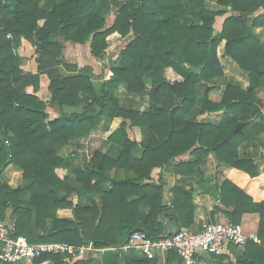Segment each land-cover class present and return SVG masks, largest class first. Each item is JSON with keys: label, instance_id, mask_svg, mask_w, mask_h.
I'll return each instance as SVG.
<instances>
[{"label": "trees", "instance_id": "trees-1", "mask_svg": "<svg viewBox=\"0 0 264 264\" xmlns=\"http://www.w3.org/2000/svg\"><path fill=\"white\" fill-rule=\"evenodd\" d=\"M45 2L49 7H40ZM118 3L0 0V222L10 211L14 234L31 243L92 242L98 248H118L134 231L155 237L165 235L166 224L174 232L188 228L197 205L212 222L219 213L232 224H239L244 213H257L260 244L249 239L244 244L245 259L235 257L218 264H264V169L259 170L253 159L238 156L241 144L264 131V113L235 131L238 118L252 113L255 92L264 91V44L254 31L264 27V0H216L217 7L207 0ZM114 6L116 14L108 24L106 14ZM258 10L263 12L256 14ZM222 16L216 31L215 22ZM113 33L130 38L113 60L117 66L110 67L111 74L97 95L93 75L63 58L64 43L89 42L90 53L103 59L107 37ZM23 40L35 48L36 72L21 67L23 57L18 49ZM223 62L247 73L248 88L227 84L221 98L213 101L208 96L213 87L205 86L199 103L197 85L221 76ZM166 68L174 69L183 79L171 83L165 77ZM41 75L49 81L48 100L37 94ZM120 85L133 94H143L149 86L147 110L122 107L112 93ZM81 94L91 101L83 105ZM51 105L61 108L56 117L48 112ZM64 107L81 110L66 112ZM219 113L222 117L217 124L196 118ZM102 117L123 119L107 138L122 148L121 155L109 159L97 150L87 163L84 180L64 175L68 161L60 151L72 140L88 136ZM128 125L150 128L156 141L134 155L137 145L127 138ZM209 153L232 169L218 192L205 196L194 187L190 191L173 188L171 205L164 203L161 174L154 182L152 170H162L175 158L188 154V161L177 162L174 170L190 175ZM109 167L128 169L131 175L128 180L113 181L106 174ZM15 172L19 177L13 178L17 184H12ZM108 181L112 188L105 191L102 187ZM50 188L67 196L73 192L78 196L99 194L101 206H74L67 197H52ZM129 195L137 198L127 202ZM141 207L148 212L139 224ZM60 208L73 209L77 221L59 219L56 212ZM62 258L44 254L32 259L31 264L48 259L50 264H62ZM93 262L89 255L72 264ZM103 264H117L116 255H107ZM131 264H156V260L143 256ZM166 264H181V260L174 251H168Z\"/></svg>", "mask_w": 264, "mask_h": 264}, {"label": "crops", "instance_id": "crops-1", "mask_svg": "<svg viewBox=\"0 0 264 264\" xmlns=\"http://www.w3.org/2000/svg\"><path fill=\"white\" fill-rule=\"evenodd\" d=\"M208 1V0H207ZM214 5L216 4V0H214ZM217 7V6H216ZM223 9L224 8H220ZM227 11V15L230 14V7L225 8ZM263 12L262 10H258L257 13ZM226 16V15H225ZM218 17L217 22L219 23V29L221 24L224 20V17ZM216 23V22H215ZM258 30V31H257ZM255 33L259 37L260 41L264 44V27L256 28ZM259 32V33H257ZM110 36H119L120 38L124 39L117 33H113L107 37L108 47L105 51L103 59L95 58L90 53L89 42L84 44H77L72 42H65L64 43V50L67 46H70L69 52L73 54V60H66L70 63L76 64L79 70H84L89 72L93 75L92 83L94 86L95 93L100 95V87L104 80H106L111 72V66H117L115 62H110L108 58L109 55V48L111 47L110 44ZM261 36V37H260ZM29 42L26 40L22 41L20 48H27ZM31 46V44H30ZM66 46V47H65ZM19 48V50H20ZM63 50V58L65 59L67 52L65 53ZM22 51V50H21ZM20 54V53H19ZM21 55V54H20ZM69 55V54H68ZM24 56V55H23ZM25 57V56H24ZM35 57H26L28 58L24 60L23 65L21 66L24 70L30 72L37 71V63L35 61ZM117 59V55L113 57ZM83 59V60H82ZM80 60V61H79ZM84 64H81L83 63ZM81 62V63H80ZM111 64V65H110ZM223 66V74L219 77L207 80H201L197 85V99L200 103L203 97V88L213 87L212 90L215 88L220 89V96L210 95L209 98L213 101H217L221 98L222 92L227 84H232L238 86L239 88L246 90L249 86V83L246 79L247 73L241 71L237 66L236 68L233 67L234 71L231 76L226 75L225 73V65ZM196 70V69H195ZM106 71V72H105ZM165 77L171 82H178L181 81L183 78L179 75L174 69L166 68L165 69ZM48 78L46 75L40 76V90L38 91V95L48 100L50 97V93L48 91ZM27 90H31V88H27ZM211 90V91H212ZM150 88L147 86L146 91L143 94H133L128 92L123 85H120L117 89H113V95L118 99L119 104L126 108L132 110H140L146 111L147 107L149 106L150 102ZM219 92V93H220ZM256 94V102L253 107V111L251 114L243 115L238 118L240 124L243 123H250L252 124L256 121L261 114L264 113V91L257 90ZM80 99L83 102V105L91 101V97L87 95H80ZM71 110H81L79 108H69L64 107V111L68 112ZM61 111V108L57 105H51L48 108V112L51 117H56ZM222 117V114H204L197 116L196 118L199 119L201 122L210 123V124H217ZM123 122L122 118L116 117L113 119L102 117L95 129H93L88 136L77 138L71 141V145L63 147L60 151V154L63 157L67 158V170H63L64 175L67 174L69 177H72L76 180H84L87 163L93 158V155L98 150L105 154V156L109 159H117L121 153L122 148L116 144H113L107 141V138L120 126ZM127 123L128 120H127ZM127 138L133 141L137 146L133 148V154L139 155L141 147L147 146L156 141V136L153 131L148 127H138V126H127L126 128ZM238 156L240 158H250L253 159L257 165L259 170L264 169V131L255 136L253 139L244 142L238 147ZM189 157L188 154L181 155L174 159L173 163L166 166L162 170L158 167L154 168L151 172V178L154 182H157L159 175L161 174L163 185V195H164V203L171 205L173 201L172 190L173 188H180L183 191H190L193 187L197 188L202 195L211 196L212 194H216L218 192V188L220 183L230 175L231 168L220 164L216 161L212 153H209L207 158L201 161L195 168L194 173L190 175L185 174H177L174 170V165L177 162H186L188 161ZM107 176L113 181H125L128 180L131 172L128 169L119 168V167H109L106 171ZM13 182H17V180L13 179ZM17 184V183H14ZM103 190L108 191L112 188L111 181L106 182L103 185ZM52 197L57 199L65 198L75 206L81 207H91V206H101V196L99 194H86L83 193L78 196L76 192H73L70 195H66L64 191H61L56 188H50ZM137 198L135 195H129L126 197V201H131ZM148 212V208L141 207L140 213L141 217L139 218V224L142 223V216ZM9 217H7L3 222L5 223H14L13 215L9 211ZM57 217L59 219L65 220H73L77 221L74 211L71 208H60L56 212ZM208 220L207 214L205 213L204 209L200 206H196L195 210V218L193 223L188 227L191 229H197L200 224ZM216 221L218 222H228L227 218L219 213L216 215ZM215 221V222H216ZM259 216L257 213H244L241 217V221L239 223L242 231L250 236V235H257V228H258ZM173 229L169 225H165V235L173 233ZM128 241V239H127ZM256 243V242H255ZM127 242L118 248L108 247V248H98V250L93 253L89 254L92 255L94 258L93 264H103V259L107 255H116V262L117 264H131L136 260L141 259L144 255L142 254L141 250L136 247H127ZM260 244V243H257ZM87 255V256H89ZM168 251H157L155 259L156 264H166ZM87 256L83 258L73 259L69 262L66 261V257L62 256L63 262L62 264H72L74 261L79 259H85ZM238 257L240 259L246 258V253L244 250V246H236V245H228L224 252L221 255H210V256H200L198 264H218V263H226L230 259H235ZM31 260H22L17 262V264H31ZM52 260L48 259L44 261L42 264H50ZM182 264V263H181Z\"/></svg>", "mask_w": 264, "mask_h": 264}, {"label": "built area", "instance_id": "built-area-1", "mask_svg": "<svg viewBox=\"0 0 264 264\" xmlns=\"http://www.w3.org/2000/svg\"><path fill=\"white\" fill-rule=\"evenodd\" d=\"M260 243L257 235H246L239 224L203 221L197 229L181 228L163 236H149L134 231L128 236L127 247H136L147 258L157 251H174L182 264H198L200 256L221 255L228 245L244 246L248 240ZM98 249L92 242L73 245L65 242L31 243L14 234V223L0 222V264L32 260L44 254L62 255L66 261L83 258Z\"/></svg>", "mask_w": 264, "mask_h": 264}, {"label": "rangeland", "instance_id": "rangeland-1", "mask_svg": "<svg viewBox=\"0 0 264 264\" xmlns=\"http://www.w3.org/2000/svg\"><path fill=\"white\" fill-rule=\"evenodd\" d=\"M127 2V0H119V5H122V4H124V3H126ZM208 4L210 5V6H213L215 3H214V0H208ZM40 7H42V8H48L49 7V5L45 2V3H41V5H40ZM213 7H216V6H213ZM228 8V7H227ZM116 9H117V7L116 6H114L113 8H111V10H110V12H108L107 14H106V19H107V23L108 24H110L111 22H112V20H113V18H114V15L116 14ZM218 21V20H217ZM216 21V23H215V25H214V29L217 31V29H219V23L220 22H217ZM258 31V30H257ZM257 33H259V32H257ZM261 37V36H260ZM129 38L130 37H126V38H124V39H122V38H120L119 36H110V44H111V47L109 48L110 50H109V55H108V58L110 59V61H109V63L110 62H112L113 61V57H114V55L116 56L118 53H119V51H120V49L121 48H123V46L126 44V42L129 40ZM66 47V46H65ZM20 48V47H19ZM69 48L71 49V47L70 46H67L66 48H65V50H64V52L66 53L67 52V54H66V57H65V60H73V58H74V56H73V54H71V52H69L70 50H69ZM34 46H30V43H29V45L27 46V48L25 47V48H20V50L18 49V52L21 54V56L23 57V58H25V59H27L28 60V58H26V57H34L35 56V52H34ZM22 50V51H21ZM69 50V51H68ZM222 51V47L221 48H219V53ZM69 54V55H68ZM25 57H24V56ZM25 59H23V62H24V60ZM83 60V59H82ZM80 61V60H79ZM81 63V62H80ZM81 64H84V61H83V63H81ZM111 65V64H110ZM223 65H225L224 67H225V73H226V75H228V76H231L233 73V71H234V69H233V67L234 68H236V65H231V64H229V63H226V62H223ZM106 72V71H105ZM220 88V87H219ZM219 88H215L214 90H212L211 92H210V95H215V96H220V94H221V92H220V89ZM220 92V93H219ZM16 177H19V174L18 173H13V175H12V177H11V181H12V184L13 183H17V182H13V178H16ZM2 180H3V178H0V182H2ZM12 264H17V263H12Z\"/></svg>", "mask_w": 264, "mask_h": 264}, {"label": "water", "instance_id": "water-1", "mask_svg": "<svg viewBox=\"0 0 264 264\" xmlns=\"http://www.w3.org/2000/svg\"><path fill=\"white\" fill-rule=\"evenodd\" d=\"M240 128H241V124H238V125L236 126V128H235V131H236V132L240 131Z\"/></svg>", "mask_w": 264, "mask_h": 264}]
</instances>
